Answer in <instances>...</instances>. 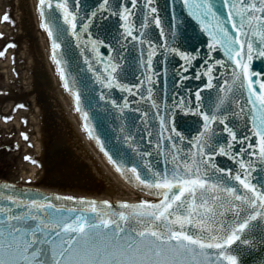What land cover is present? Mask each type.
<instances>
[{"label": "snow or ice", "instance_id": "snow-or-ice-1", "mask_svg": "<svg viewBox=\"0 0 264 264\" xmlns=\"http://www.w3.org/2000/svg\"><path fill=\"white\" fill-rule=\"evenodd\" d=\"M75 2L78 5L80 0ZM38 3L43 27L52 37L53 59H56L57 49L62 47L58 36L65 29L58 25L54 32L47 10L51 9L52 16L58 20L56 10L59 9L80 42L78 8L70 5L69 0H38ZM181 3L211 39L209 50L215 51L218 46L227 56V60L208 61V67L204 69L208 82L204 87H214L217 66L231 63L230 79L223 80V94L210 97L207 108L200 91L195 93L198 107L184 103L191 98L190 95L180 97V103L173 105L202 117V120L193 122L197 126L202 124V129L197 127V134L190 141L195 148L184 144L188 137L179 130L176 114L173 112L169 117L167 102H164L165 114L160 115V105L152 99V85L156 79L153 62L158 52L163 54L165 61L171 54H176L191 67L200 54L173 46L176 32L171 25L163 44L156 45L150 40L147 52L143 51L144 30L149 27V18L160 27L161 33L166 31L154 0H144L143 6L139 0H130V7L128 4L110 5V0H102L83 25V30L87 31L98 13L103 18L104 10L109 14L115 10L123 20L122 28L127 34L124 39L132 36L141 44V55L146 56L142 61L143 73L149 74L135 86L119 78L118 57L109 56L107 61H100L106 76L91 63L88 66L100 84L108 89L115 86L128 93L136 91L141 101L148 99L156 109L160 121L159 135L172 145V150L164 149L163 165L153 164L148 158L153 156L152 152L146 156L141 153L146 165L144 169L136 163L130 162L129 166L118 162L111 158V154L109 158L138 188L162 199H143L136 203L121 201L122 210L116 211L109 200L55 194L26 197L23 193L28 189L17 190L15 184L4 182L0 187L13 191L12 194L0 192V264H245L240 243L254 245L253 239L248 237L257 231L264 236V72H254L252 65L254 57L264 58V0H181ZM138 11L144 13L140 17V35H136ZM4 19H10L8 13ZM90 42L99 60L104 55L99 51V45L104 41L92 39ZM164 71L166 73L167 69ZM60 72L64 73L63 67ZM145 83L147 97L140 95L145 90ZM68 86L65 77V87ZM75 95L79 101L78 90ZM101 96L105 97V93L101 92ZM236 97L242 103L232 111L229 101ZM111 103L117 105L115 99ZM130 106L127 98L122 107L117 105L120 111ZM84 115L87 117V113ZM147 116L145 112L144 117ZM237 116L239 120L235 119ZM249 124V135H243L240 129H247ZM85 127H88L87 123ZM224 133L228 134L227 137L223 136ZM24 136L27 138L28 134L24 133ZM253 137L257 143H253ZM128 140L131 142L133 137L129 136ZM237 143L247 144V148L237 151L234 147ZM156 147L159 149L160 144L157 143ZM219 154L230 156L239 167H221L212 159ZM25 158L34 161L30 155ZM257 167L261 169V178L259 183H254L252 173ZM67 201L73 202L71 206Z\"/></svg>", "mask_w": 264, "mask_h": 264}, {"label": "water", "instance_id": "water-1", "mask_svg": "<svg viewBox=\"0 0 264 264\" xmlns=\"http://www.w3.org/2000/svg\"><path fill=\"white\" fill-rule=\"evenodd\" d=\"M70 5L74 8H78L77 14V32L79 33L80 42L77 41V37L73 35L71 26L67 24L62 18V12L57 9L56 16L59 17L56 20L52 16V10H47L49 16V23L52 24L54 32L58 25H62L65 32L58 36L61 48L57 49L56 60L59 67L64 68L62 74L65 81V77L68 79V91L72 95L74 102L82 115L85 123L88 125V129L93 135L94 139L98 142L101 150L109 158L111 154L112 159H116L118 162L124 164L136 163L141 169H144L146 165L143 164L141 153L146 156L148 152H152L153 156L148 157L152 160L154 165H163L165 152L167 148L172 150L170 141H166L160 133V121L159 116L156 115V109L149 102L148 99L140 100V96L136 94V91L128 93L127 91H121L117 87L108 89L106 86L100 84L96 77V74L92 71L88 65L91 63L92 67L98 72L106 76L103 70V63L100 61H107L109 56L114 58L118 57L117 63L120 64V68L117 69L119 78L124 83H129L135 86L144 80L145 76L149 73H143L144 64L143 60L146 56L141 55V44L135 40L132 36H127L124 33L122 24L123 20L121 16H117L115 10L109 14L107 10H104L103 18L100 14L92 18L93 23L87 31L83 30V25L88 22V18L91 17L92 11L98 8L102 0H80L76 5L75 0H69ZM141 6L144 4V0H139ZM111 4H128L130 0H110ZM154 6L158 8V14L164 21L165 33L160 32V27L155 25L153 20L149 18V27L144 30V46L143 51L147 52L148 42L154 41L156 45L163 44L165 35L169 25L175 30V44L173 46L180 47L182 50L188 52H196L200 55L192 62V66L188 67L183 58L171 54L169 59L165 61L162 53L158 52L157 57L154 58L153 68L155 69L156 79L153 81V97L160 105V115L165 114L164 102L169 105L168 115L169 117L174 112L176 114L177 126L180 131L184 132L188 140L184 142L185 145L195 148L194 144H190L191 138L197 134V127L202 129V124L197 126L193 123L196 120H202V117H198L195 114H190L184 111L181 107H173L180 103V97H186L190 95V99L184 101L185 104H189L192 107H198L196 104L195 93L200 91L202 101L205 108L208 107L209 98L216 97L217 94H223V80L230 79L228 73L231 72V63L225 66H217L214 69V87L209 89L204 85L208 82L206 69L208 67V61L216 59H225L227 56L223 49L216 47L215 51H210L208 48L211 39L207 36V33L200 28L199 22L196 21L188 13L187 8L182 5L181 0H154ZM122 10V9H121ZM146 11V9H145ZM175 12V15L173 13ZM144 13L137 12L136 18V35H140V17ZM225 16L227 12L225 10ZM230 27V25H229ZM235 32V29H231ZM101 40L104 43L99 45V51L104 55L97 59V52L93 50L91 40ZM50 44L52 47V37L49 36ZM89 41L88 43H83ZM171 43V37H169ZM111 45V47H108ZM166 52L167 49H164ZM87 56V59L85 57ZM253 71L256 73L264 72V58L259 56L254 57L252 61ZM225 68L227 72H225ZM165 69L167 72L165 73ZM143 73V75H142ZM260 77H256L259 79ZM147 84H144V89L140 92V95L147 97ZM80 92V100H76V91ZM101 92L105 93V97L101 96ZM125 98L130 102V107L125 108L123 111L117 107H121L124 104ZM115 99L117 105L111 103ZM231 103V110L235 111L237 105L242 103L239 97L229 101ZM139 108L140 111H135ZM245 111L247 107L245 106ZM147 112L148 116L144 117V113ZM87 113V117L84 115ZM239 120V116L235 118ZM250 121V117H248ZM219 132V128H217ZM251 131L250 124L247 129H240L243 135H249ZM149 132L152 133L149 136ZM227 133L223 136L227 137ZM133 137V140L129 142L128 137ZM97 137L99 139H97ZM151 141V142H149ZM253 143H257L256 138H252ZM103 142V145H101ZM160 144V148L157 149L156 144ZM179 144L180 141L177 140ZM231 143V141H229ZM137 145L139 147H137ZM237 151L243 148H247V144L237 143L234 145ZM183 151V148L181 149ZM174 151V150H173ZM247 159V157H245ZM212 159L220 164L221 167L238 168L239 165L236 161L232 160L230 156L219 154L213 156ZM256 160L255 157H252ZM110 162L111 159L109 158ZM112 163V162H111ZM169 165H171V159L169 157ZM74 166V165H73ZM69 166L65 170L63 175L68 177V181L71 183L65 186L82 187L83 180L81 176L84 174L79 166ZM86 165H82L84 168ZM115 167V165H113ZM116 168V167H115ZM117 169V168H116ZM118 170V169H117ZM120 174L135 188H138L135 182L130 181L127 175L118 170ZM254 177L253 182L259 183L261 178V169L259 167L252 173ZM82 180V181H81ZM4 182L0 181V186ZM238 183V182H237ZM22 189L17 186V190ZM28 191L23 195L30 198H40L38 194H46L51 197L53 194H49L42 191L26 188ZM142 190L141 188H138ZM6 191L8 194H12L11 189L5 190L0 187V192ZM149 194L154 195L148 190H142ZM156 196V195H155ZM138 202V201H130ZM69 206L73 202L67 201ZM113 208L116 211L122 210L120 203H113ZM253 239L254 245H243L240 243V251L245 264H264V236L259 231L248 237Z\"/></svg>", "mask_w": 264, "mask_h": 264}, {"label": "rangeland", "instance_id": "rangeland-1", "mask_svg": "<svg viewBox=\"0 0 264 264\" xmlns=\"http://www.w3.org/2000/svg\"><path fill=\"white\" fill-rule=\"evenodd\" d=\"M8 1L0 0V33H3L0 36V49L10 48L11 52L10 58H6L7 61L0 62V91L4 90L6 97L14 95L18 98H5L1 101L0 108L5 105L4 109L8 110L9 104L17 102L25 110L23 112L28 113L21 112L23 117L21 126L11 120L12 115L7 122L0 118V177L24 182L33 174L27 163L34 161L25 157L32 155L36 146L37 132L32 128L28 129L31 124L29 112L38 110L41 105L35 89L38 87L40 92L44 91L46 94H55V91L44 87L34 77L33 70L36 68L34 64L46 61V55L39 47V35L30 0H20L19 6L14 3L16 0H11V5L7 6ZM5 13L9 14V20L4 19ZM30 81H33V87ZM13 90L17 93L11 92ZM29 91L31 93H28ZM50 99L55 102L53 98ZM58 108L59 111L62 110L61 113L64 111L62 107ZM2 121L5 122V127L1 124ZM24 133L28 134L27 138Z\"/></svg>", "mask_w": 264, "mask_h": 264}, {"label": "bare ground", "instance_id": "bare-ground-1", "mask_svg": "<svg viewBox=\"0 0 264 264\" xmlns=\"http://www.w3.org/2000/svg\"><path fill=\"white\" fill-rule=\"evenodd\" d=\"M19 2H20V0H18V3ZM30 4H31L32 12L35 15V19H36L38 29H39V30L37 29V32L39 35L40 45H41V47H42V49L45 52L46 57H47V61H48L47 68H48V70L50 69V72H52V76H50V81L52 83V86H53V89H54L56 95H54V96L49 95V96L55 98V102L57 103V105H61V107L66 109L67 116H65V118H63V120H62L63 122H61V123L67 129L71 127L74 135H77L79 137L78 139H80V141H81V146H79V150L82 152L84 157L91 162V164L93 165V167L95 168L97 173L98 174L101 173L102 175L104 173V175L106 177V183L103 186H101L100 188H98L97 190H91V191H88L85 193L79 192V193H75V194L77 196H86L89 198L101 199V200H119V201H140L143 199L153 200L154 198H149L145 195H142V194L135 192L134 190H132L128 185H126L120 179L118 174L109 165V163L104 158V156L98 151L96 145L93 143V141L91 140V138L87 134L86 130L81 125L80 118L76 114V112H75V110L71 104V100H70L68 94L66 93L60 78L58 77L51 52L47 46L46 35H45V31L43 30V27L41 24V17H40V14L38 12V9H37L36 0H30ZM7 5H11L10 0L7 2ZM32 87H33V85H32ZM11 92L17 93L15 90H13ZM39 96L41 97V99H43V98L48 99V95L46 94V92L41 91L39 93ZM11 97H12V99H16V97L14 95H10L9 97L1 96V99L11 98ZM9 105H11V104H9ZM4 107L6 108V106H4ZM23 111H25V110H23L22 107L20 108L19 105H16L15 107H13V109L10 112H8V110H6V109H4L2 112L5 115H7V112L11 113V114H15V115L17 114V116L14 117V122H16L20 126L22 124V118H23L21 116V112L22 113H28V112H23ZM29 113L31 114V121H30L31 124H29L28 129L33 128V126H35V122H36V124H38L37 121L39 120V117H38L39 115L37 113V109H35L34 111H31ZM70 123H72L73 128L70 125ZM1 124L3 125V127H5V122L2 121ZM34 129L39 131V124L36 125ZM62 130L63 129L61 127L58 128V132H62ZM39 135H40V132H39ZM39 135L36 136V146L34 149V151H35L34 155L35 156L37 154H39L41 152V149H42V138ZM54 138H55V142L57 144V148H61L64 145L66 137H60L57 134V137H54ZM56 158H57V161L60 162L59 165H57L55 162L56 166H58L62 170L65 167H67V164L63 162V156L56 154ZM27 165L30 168V170L32 171V173H33L32 175H34V173L38 169V166L36 164H33V163H28ZM39 175L40 174L37 171V174L32 177V178H35L34 182L36 181L39 183V181L36 179L37 177H39ZM35 183H32V184H35ZM71 193H74V192H71ZM75 194H73V195H75Z\"/></svg>", "mask_w": 264, "mask_h": 264}]
</instances>
